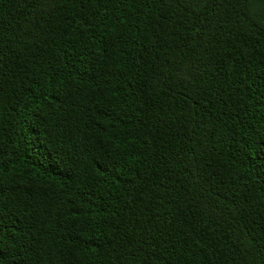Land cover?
Here are the masks:
<instances>
[{
    "label": "trees",
    "instance_id": "trees-1",
    "mask_svg": "<svg viewBox=\"0 0 264 264\" xmlns=\"http://www.w3.org/2000/svg\"><path fill=\"white\" fill-rule=\"evenodd\" d=\"M0 264H264V0H0Z\"/></svg>",
    "mask_w": 264,
    "mask_h": 264
}]
</instances>
